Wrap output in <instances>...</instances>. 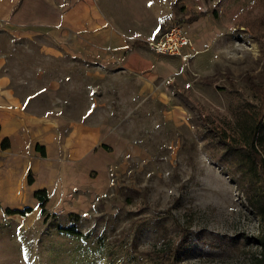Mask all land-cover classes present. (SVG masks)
<instances>
[{
	"label": "rangeland",
	"instance_id": "obj_1",
	"mask_svg": "<svg viewBox=\"0 0 264 264\" xmlns=\"http://www.w3.org/2000/svg\"><path fill=\"white\" fill-rule=\"evenodd\" d=\"M98 1L145 40L167 17L166 26L178 21L203 49L181 62L178 83L158 81L169 94L160 110L125 119L132 150L107 184L104 173L77 165L65 174L54 148L32 177L49 196L40 213L25 190L28 174L24 188L16 177L18 195L0 197V264H262L255 239L264 223L249 196L264 192V0ZM49 45L42 35L15 36L0 20L2 72L15 92L34 94L37 105L54 99L65 121L79 120L86 104L103 99L96 68L41 50ZM57 129L61 136L69 127ZM24 207L25 216L6 212Z\"/></svg>",
	"mask_w": 264,
	"mask_h": 264
},
{
	"label": "crops",
	"instance_id": "obj_2",
	"mask_svg": "<svg viewBox=\"0 0 264 264\" xmlns=\"http://www.w3.org/2000/svg\"><path fill=\"white\" fill-rule=\"evenodd\" d=\"M44 1L0 0V20L15 36H44L50 42L41 49L46 53H68L93 64L94 86H102L99 94L103 99L95 98L86 104L76 117L79 120L65 121L68 115L58 112L60 107L54 99L46 105H37L34 94L28 97L17 94L0 62V143L4 138L9 142L7 148L0 147V197L18 195L16 177L21 178L20 185L24 188L26 175L38 174L41 159H49L54 148L62 156L59 153L57 158L52 157L56 160L53 164L58 160L63 169L77 165L83 168V174L92 169L97 175L104 173L102 182L108 181L110 168L132 150L125 119L136 111L149 117L148 111L160 110L169 94L157 86L158 81L172 76L178 83L182 66L176 55L150 51L139 42L147 41L140 31L136 33L129 25L121 27L112 15V8L103 7L98 0ZM159 23L160 20L151 38ZM190 35L194 46L202 50L204 41L194 38L193 33ZM58 86L57 81L49 80L47 92L54 94ZM70 103L68 100L63 104L64 112ZM63 122L69 129L59 136L57 128ZM36 144L44 146L45 156L35 150ZM43 186L34 181L25 190L33 192Z\"/></svg>",
	"mask_w": 264,
	"mask_h": 264
},
{
	"label": "trees",
	"instance_id": "obj_3",
	"mask_svg": "<svg viewBox=\"0 0 264 264\" xmlns=\"http://www.w3.org/2000/svg\"><path fill=\"white\" fill-rule=\"evenodd\" d=\"M175 23H178V21ZM166 24H167V17H164L160 20L159 27H158L154 37H157L162 32H164L172 23L169 24V26H166ZM136 42H138V41H136ZM139 42L147 45V41H144V42L139 41ZM258 127H259V125H256L255 129ZM8 146H9L8 139L7 138L2 139V141L0 143V147L1 148H7ZM103 146L106 149H109L108 146H105V145H103ZM35 150L38 151L41 156H45V148L43 145L36 144ZM32 182H33V179L29 173L27 176V183L31 184ZM33 196L38 201L40 213L45 212V210H46L45 204L48 201V197H49L46 188H38V189L34 190ZM249 200H250V204L252 205V207L256 210L257 215L262 219V221L264 223V192H261V191L256 189V191H254V193H253V196L252 197L249 196ZM30 211H31L30 207H24V209H17V208L6 209V212H8V214L19 213L22 216H25ZM62 229L67 231V233L70 235L82 236V233L80 231L75 230L72 227H64ZM255 240L261 248L260 258L258 259V261L260 263L262 262V264H264V233L259 238H256Z\"/></svg>",
	"mask_w": 264,
	"mask_h": 264
},
{
	"label": "built area",
	"instance_id": "obj_4",
	"mask_svg": "<svg viewBox=\"0 0 264 264\" xmlns=\"http://www.w3.org/2000/svg\"><path fill=\"white\" fill-rule=\"evenodd\" d=\"M146 46L155 53L176 55L184 65H188L190 59L200 51L178 23H172L160 35L147 40Z\"/></svg>",
	"mask_w": 264,
	"mask_h": 264
}]
</instances>
